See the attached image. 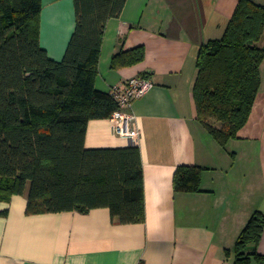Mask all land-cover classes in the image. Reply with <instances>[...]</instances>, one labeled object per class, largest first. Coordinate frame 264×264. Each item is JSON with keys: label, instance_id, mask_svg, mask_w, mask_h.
Wrapping results in <instances>:
<instances>
[{"label": "crops", "instance_id": "obj_1", "mask_svg": "<svg viewBox=\"0 0 264 264\" xmlns=\"http://www.w3.org/2000/svg\"><path fill=\"white\" fill-rule=\"evenodd\" d=\"M237 3L126 0L106 23L94 87L109 93L143 77L152 84L131 106L141 130L144 221L118 224L106 208L26 215V195H13L0 201V264H235L237 238L255 212L264 215V59L247 123L224 148L197 121L192 91L200 47L221 39ZM41 5L40 46L60 61L75 27L73 0ZM139 46L141 63L111 68L118 51ZM128 146L110 119L88 122L86 149ZM178 166L203 169L200 193L174 192ZM255 252L264 257V226Z\"/></svg>", "mask_w": 264, "mask_h": 264}, {"label": "trees", "instance_id": "obj_2", "mask_svg": "<svg viewBox=\"0 0 264 264\" xmlns=\"http://www.w3.org/2000/svg\"><path fill=\"white\" fill-rule=\"evenodd\" d=\"M73 3L74 31L63 58L55 61L39 42L41 0H0V201L26 195V215L106 208L118 224L142 223L138 147H84L88 122L110 119L118 108L94 82L106 23L120 16L126 0ZM263 30L264 6L238 0L221 39L198 51L196 119L222 148L237 138L255 102ZM144 56L142 46L120 50L111 68L137 65ZM202 171L178 166L174 192L200 193ZM263 226L264 215L255 212L236 240L235 264H264L255 252Z\"/></svg>", "mask_w": 264, "mask_h": 264}, {"label": "built area", "instance_id": "obj_3", "mask_svg": "<svg viewBox=\"0 0 264 264\" xmlns=\"http://www.w3.org/2000/svg\"><path fill=\"white\" fill-rule=\"evenodd\" d=\"M151 86L152 84L147 79L132 78L119 86L113 87L109 92L117 102L118 107L110 117L114 124V131L118 136L126 137L129 145L138 147L141 137V130L131 111L132 103L144 96Z\"/></svg>", "mask_w": 264, "mask_h": 264}]
</instances>
